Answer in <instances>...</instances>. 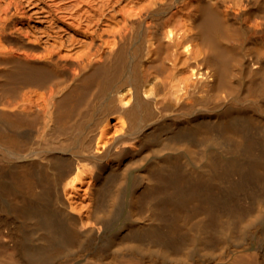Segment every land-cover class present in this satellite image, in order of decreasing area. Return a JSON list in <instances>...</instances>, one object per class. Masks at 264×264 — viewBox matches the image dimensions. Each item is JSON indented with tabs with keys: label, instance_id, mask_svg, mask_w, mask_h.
I'll use <instances>...</instances> for the list:
<instances>
[{
	"label": "bare ground",
	"instance_id": "bare-ground-1",
	"mask_svg": "<svg viewBox=\"0 0 264 264\" xmlns=\"http://www.w3.org/2000/svg\"><path fill=\"white\" fill-rule=\"evenodd\" d=\"M0 264H264V0H0Z\"/></svg>",
	"mask_w": 264,
	"mask_h": 264
}]
</instances>
